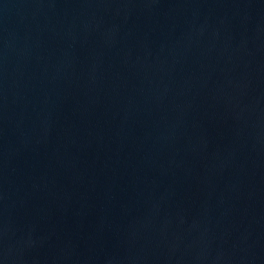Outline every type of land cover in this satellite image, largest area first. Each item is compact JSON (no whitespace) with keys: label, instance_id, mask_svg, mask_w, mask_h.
Segmentation results:
<instances>
[{"label":"water","instance_id":"water-1","mask_svg":"<svg viewBox=\"0 0 264 264\" xmlns=\"http://www.w3.org/2000/svg\"><path fill=\"white\" fill-rule=\"evenodd\" d=\"M0 264H264V0H0Z\"/></svg>","mask_w":264,"mask_h":264}]
</instances>
